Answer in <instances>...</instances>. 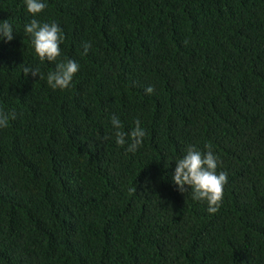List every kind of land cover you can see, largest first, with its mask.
I'll use <instances>...</instances> for the list:
<instances>
[{
	"label": "trees",
	"instance_id": "16d2710c",
	"mask_svg": "<svg viewBox=\"0 0 264 264\" xmlns=\"http://www.w3.org/2000/svg\"><path fill=\"white\" fill-rule=\"evenodd\" d=\"M43 2L33 17L0 0V108L16 113L0 129V264H264V0ZM33 18L79 64L66 89L47 83ZM112 116L141 121L135 153ZM188 145L228 174L215 214L172 181Z\"/></svg>",
	"mask_w": 264,
	"mask_h": 264
},
{
	"label": "clouds",
	"instance_id": "9594fccd",
	"mask_svg": "<svg viewBox=\"0 0 264 264\" xmlns=\"http://www.w3.org/2000/svg\"><path fill=\"white\" fill-rule=\"evenodd\" d=\"M26 10L33 17L40 14L47 5L43 0H24ZM24 32L31 37V45L35 54L41 61L55 62L53 71L47 74V83L52 89H66L72 82L74 75L79 70V64L72 59L59 60L61 56L60 44L64 40L62 30L56 23H41L38 19H31L24 26ZM13 26L8 20L0 21V40L11 41L13 36ZM84 54H87L91 43L84 44ZM22 72L25 76H39V69L24 67ZM154 87L149 85L145 88V94H152ZM16 118V113L5 111L0 108V129L7 128L10 120ZM114 130L115 143L118 146L125 147L126 152L135 153L142 144L146 131L141 127V121L135 120V126L130 132L122 131V122L116 116L110 119ZM109 137L102 136L100 141H105ZM207 151L202 152L195 145H188L185 154L175 160L173 183L180 192L185 191V185L189 186L192 192V199L207 202V211L215 214L223 200L224 186L228 180V174L225 171L217 172L219 165L218 157L213 153L211 145H205ZM130 192H136V187L129 189Z\"/></svg>",
	"mask_w": 264,
	"mask_h": 264
}]
</instances>
